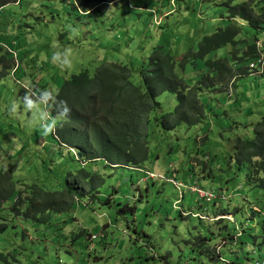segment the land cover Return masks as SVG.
Wrapping results in <instances>:
<instances>
[{
    "label": "rangeland",
    "instance_id": "374dc122",
    "mask_svg": "<svg viewBox=\"0 0 264 264\" xmlns=\"http://www.w3.org/2000/svg\"><path fill=\"white\" fill-rule=\"evenodd\" d=\"M227 2L120 0L95 7L94 18L83 10L77 14L72 0H19L0 11V174L11 172L16 192L22 183L61 191L68 173L69 181L86 189L71 212L55 214L48 224L16 218L12 202L3 204L0 226L7 230L0 234L1 254L13 264H222L194 241L207 238L214 249L231 234L234 240L229 237L221 257L231 264L264 262V189L247 181L249 166L234 157L236 138L254 139V128L264 119V74L240 76L225 92L203 91L206 119L196 126L163 130L154 119L174 111L177 95H160L144 165L76 159L55 133L40 131L54 118L49 99L71 75L86 70L92 76L104 64H122L140 86L139 70L154 47L163 46L179 63L198 50L204 36L226 26ZM243 25L238 41L257 37L264 53V32ZM232 51L227 46L209 58L231 59ZM65 60L72 61L70 69L61 67ZM234 67L248 69L249 62ZM205 69L199 61L184 71L177 66L176 72L195 87ZM29 99L37 107L25 110ZM162 177L186 187L178 189ZM192 185L231 196L216 207L209 204L208 215L214 209L223 220L182 216L200 212L197 195L187 191Z\"/></svg>",
    "mask_w": 264,
    "mask_h": 264
},
{
    "label": "trees",
    "instance_id": "16d2710c",
    "mask_svg": "<svg viewBox=\"0 0 264 264\" xmlns=\"http://www.w3.org/2000/svg\"><path fill=\"white\" fill-rule=\"evenodd\" d=\"M18 1L0 0V11ZM118 1L72 0V7L77 14L83 10L86 16L94 18L97 11L95 7ZM235 1L238 0H228L226 3L229 21L226 26L204 36L198 44V50H190L179 63L163 46L154 47L147 64L139 70L140 86L134 85L131 80L132 69L122 64H104L92 76L83 70L64 80L58 92L48 101L51 115L60 118L54 135L58 144L73 150L76 159L80 153L81 160L104 159L112 165H122L121 162L144 165L150 157L148 127L152 113L161 109L157 99L164 93L176 94L177 106L173 112L154 119L163 130L171 131L182 124H202L206 119V111L200 94L203 91L225 92L229 86L235 87V80L253 74L250 65L264 57L257 37L250 41H238L244 29L243 24L257 33L264 32V0H243L234 5ZM227 46L233 47L231 59L209 58L212 53ZM199 61L204 62L206 69L200 75L197 86L190 87L177 74V66L184 71L187 65H195ZM245 62H249L248 69H235V64ZM63 100L67 104L61 103ZM65 107H70L71 113L67 118H62ZM254 132L252 140L236 138L234 157L239 165L249 166L247 181L264 189V119L255 126ZM81 173L89 178L87 171ZM71 176L68 173L69 180ZM69 180L65 181L61 191H46L37 183L30 186L22 183L16 192L11 172L1 173L0 209L3 204L12 202L14 217L48 224L55 214L71 212L74 199L80 201V197L86 195L85 188ZM6 230V225L0 226V234ZM86 232L84 230L83 234ZM87 235L98 238L90 233ZM229 237L233 236L230 234L224 239L228 240ZM207 243L208 239L203 237H197L194 241V245L210 260L227 264L223 263L222 254L217 253L216 248L207 247ZM0 262L13 264L9 256L1 253Z\"/></svg>",
    "mask_w": 264,
    "mask_h": 264
},
{
    "label": "built area",
    "instance_id": "2783aa9c",
    "mask_svg": "<svg viewBox=\"0 0 264 264\" xmlns=\"http://www.w3.org/2000/svg\"><path fill=\"white\" fill-rule=\"evenodd\" d=\"M250 69L253 71V74L256 75H262L263 71H264V57L262 56L257 62H254L250 65ZM148 177L150 178H155L157 177L156 175L152 174V173H148L147 172ZM165 181H169L170 183H172L176 188L180 189L183 187H186L185 185H183L182 183H178L177 181H175L172 178H164ZM188 192L194 193L197 195L198 197V203H199V209L200 212H189L186 213L185 211L182 212V214L184 216H192L193 218H197L201 221H210V222H219L220 220H223L225 217H223V215H217V216H209L208 212H209V204H213L216 205L218 203H221L222 201H228L230 199L231 196H225L224 194H220V193H215L212 190H206L203 189L201 187H198L197 185H192L189 187V189H187ZM183 196L185 195L184 193L182 194ZM254 210H256L257 212H260L261 210L258 209L257 207L254 208ZM228 219H230L231 221L232 216H228ZM93 239L96 237H92ZM236 239V237H235ZM227 244V240L223 239L221 245H219L216 249H217V253H221L220 250L221 248ZM224 261V259H223ZM260 264V263H258ZM261 264H264L261 263Z\"/></svg>",
    "mask_w": 264,
    "mask_h": 264
},
{
    "label": "clouds",
    "instance_id": "9594fccd",
    "mask_svg": "<svg viewBox=\"0 0 264 264\" xmlns=\"http://www.w3.org/2000/svg\"><path fill=\"white\" fill-rule=\"evenodd\" d=\"M72 32H76L75 29H72ZM70 38H71V33H70ZM72 66V61L70 60H65L63 66H61L64 69H70ZM58 95V94H57ZM44 100H47L49 98V93L47 91H45V95H44ZM61 103L63 104H67L66 101H61ZM37 107L30 99L28 100V104L27 107L25 108V110H28L29 108H35ZM16 109V103L13 102V110ZM71 113V108L70 107H65L64 109V114L62 115V118H67L68 116H70ZM60 118H52L49 120L48 124L46 126L42 125L41 126V134L42 136H47L49 134H54L56 132V128H57V124L59 122Z\"/></svg>",
    "mask_w": 264,
    "mask_h": 264
},
{
    "label": "crops",
    "instance_id": "0c3cea01",
    "mask_svg": "<svg viewBox=\"0 0 264 264\" xmlns=\"http://www.w3.org/2000/svg\"><path fill=\"white\" fill-rule=\"evenodd\" d=\"M199 208V206L197 207V209ZM190 212H192V211H190ZM215 212V213H214ZM211 214H213V216H217L218 215V213L216 212V211H214V209H213V211L211 212ZM224 262H226L227 264H231V263H229L226 259H224Z\"/></svg>",
    "mask_w": 264,
    "mask_h": 264
},
{
    "label": "water",
    "instance_id": "95a60500",
    "mask_svg": "<svg viewBox=\"0 0 264 264\" xmlns=\"http://www.w3.org/2000/svg\"><path fill=\"white\" fill-rule=\"evenodd\" d=\"M77 157H78V158H80V157H81V154H80V153H78V154H77Z\"/></svg>",
    "mask_w": 264,
    "mask_h": 264
},
{
    "label": "bare ground",
    "instance_id": "6f19581e",
    "mask_svg": "<svg viewBox=\"0 0 264 264\" xmlns=\"http://www.w3.org/2000/svg\"><path fill=\"white\" fill-rule=\"evenodd\" d=\"M233 240H234V239H233ZM227 241H228V240H227ZM227 244H229V243H227ZM227 244H226V245H227ZM221 262H222V261H221ZM223 263H224V261H223Z\"/></svg>",
    "mask_w": 264,
    "mask_h": 264
}]
</instances>
